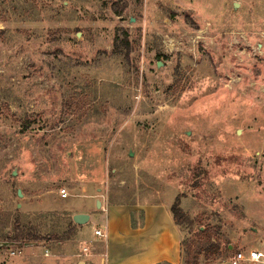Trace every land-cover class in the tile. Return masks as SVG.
<instances>
[{"label": "rangeland", "instance_id": "1", "mask_svg": "<svg viewBox=\"0 0 264 264\" xmlns=\"http://www.w3.org/2000/svg\"><path fill=\"white\" fill-rule=\"evenodd\" d=\"M88 195L179 199L180 264L264 253V0H0V243L57 234L0 264H46Z\"/></svg>", "mask_w": 264, "mask_h": 264}, {"label": "crops", "instance_id": "2", "mask_svg": "<svg viewBox=\"0 0 264 264\" xmlns=\"http://www.w3.org/2000/svg\"><path fill=\"white\" fill-rule=\"evenodd\" d=\"M87 198L90 201L83 208L76 207L71 211L72 217L77 213L88 214L89 221L84 225L75 224L73 236L57 242L58 253L46 255L48 248H45L46 264L181 263L182 231L174 221L171 205L161 202L110 203L95 195H88ZM98 200L102 203L100 209L96 206ZM94 217L93 233L88 238L85 226ZM97 229L105 231L107 238L96 236ZM70 243L79 244V250L71 253ZM49 244L51 241L43 245ZM85 247H89L93 254L85 255Z\"/></svg>", "mask_w": 264, "mask_h": 264}, {"label": "trees", "instance_id": "3", "mask_svg": "<svg viewBox=\"0 0 264 264\" xmlns=\"http://www.w3.org/2000/svg\"><path fill=\"white\" fill-rule=\"evenodd\" d=\"M171 212L174 221L178 226H181L184 222L188 221V216L182 209L179 199H176L175 202L171 205ZM16 224H17L16 231L14 233V236L10 240L11 242L15 243L17 247H23L24 244L28 242H42V241L48 242V241H52L53 239H57L56 233L42 236L39 233H37L36 229H34L33 227H21L19 221H17ZM68 225H69L68 231L65 234L63 233L64 235L63 238L65 239H70L75 232L76 225L74 224V222L71 221ZM201 233L203 232L201 231ZM211 249L215 254H218L220 251L219 245L212 244ZM226 249L228 250L229 246H227ZM197 259H198V254L196 253V251L193 250L191 253V258L188 260L189 262L186 264H198Z\"/></svg>", "mask_w": 264, "mask_h": 264}, {"label": "built area", "instance_id": "4", "mask_svg": "<svg viewBox=\"0 0 264 264\" xmlns=\"http://www.w3.org/2000/svg\"><path fill=\"white\" fill-rule=\"evenodd\" d=\"M59 193L62 198L68 197V193L65 188H60ZM95 235L101 238H107V233L102 229L95 230ZM13 254L15 253L13 252ZM48 254H49L48 251H46V255ZM84 254L89 256L92 255L93 253L89 247H85ZM227 261L228 264H248V263L264 264V253L256 250H250L248 251V253L238 252L233 256L228 257ZM88 264H93V263H88Z\"/></svg>", "mask_w": 264, "mask_h": 264}, {"label": "water", "instance_id": "5", "mask_svg": "<svg viewBox=\"0 0 264 264\" xmlns=\"http://www.w3.org/2000/svg\"><path fill=\"white\" fill-rule=\"evenodd\" d=\"M18 195L21 196L22 195V191L18 190ZM101 201L98 200L97 201V208H101ZM90 216L88 214L85 213H77L73 216V221L75 224L77 225H84L89 221ZM33 245H38V242H28L25 243L24 246L29 247V246H33ZM11 246H17L15 243L13 242H1L0 243V247H11Z\"/></svg>", "mask_w": 264, "mask_h": 264}]
</instances>
